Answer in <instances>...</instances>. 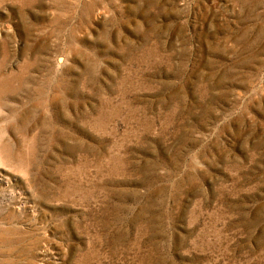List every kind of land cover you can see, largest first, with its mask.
I'll return each instance as SVG.
<instances>
[{
	"label": "rangeland",
	"instance_id": "1",
	"mask_svg": "<svg viewBox=\"0 0 264 264\" xmlns=\"http://www.w3.org/2000/svg\"><path fill=\"white\" fill-rule=\"evenodd\" d=\"M0 264H264V0H0Z\"/></svg>",
	"mask_w": 264,
	"mask_h": 264
}]
</instances>
